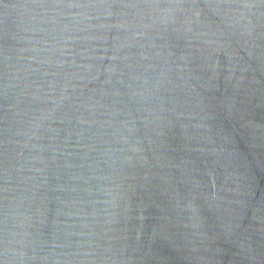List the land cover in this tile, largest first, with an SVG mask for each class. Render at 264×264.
I'll list each match as a JSON object with an SVG mask.
<instances>
[{"label": "water", "instance_id": "1", "mask_svg": "<svg viewBox=\"0 0 264 264\" xmlns=\"http://www.w3.org/2000/svg\"><path fill=\"white\" fill-rule=\"evenodd\" d=\"M0 264H264V0H0Z\"/></svg>", "mask_w": 264, "mask_h": 264}]
</instances>
